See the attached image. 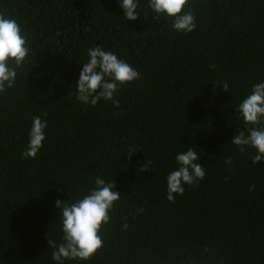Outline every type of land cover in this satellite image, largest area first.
I'll return each instance as SVG.
<instances>
[{
  "label": "trees",
  "instance_id": "16d2710c",
  "mask_svg": "<svg viewBox=\"0 0 264 264\" xmlns=\"http://www.w3.org/2000/svg\"><path fill=\"white\" fill-rule=\"evenodd\" d=\"M120 2L0 0L29 48L14 87L0 93V264H58L48 243L62 242L55 202L83 198L97 177L121 194L104 245L63 264H264V161L231 144L246 131L238 105L264 83V0H188L191 33L155 20L148 0L126 20ZM96 46L141 75L114 95L119 108L77 100ZM35 116L47 121L46 138L24 158ZM190 146L205 178L170 202L166 178ZM148 160L152 170L140 172Z\"/></svg>",
  "mask_w": 264,
  "mask_h": 264
},
{
  "label": "clouds",
  "instance_id": "9594fccd",
  "mask_svg": "<svg viewBox=\"0 0 264 264\" xmlns=\"http://www.w3.org/2000/svg\"><path fill=\"white\" fill-rule=\"evenodd\" d=\"M187 4L188 0H148V6L157 14L153 17L155 20L159 21L161 16H167L173 20L174 30L191 33L196 28V22L193 11H184ZM119 6L124 10L126 20L135 21L140 17L138 0H121ZM26 44L27 38L22 34L17 21L0 13V93L14 87L16 69L22 65L29 53ZM87 55L89 60L82 65L79 80L76 82L77 100L92 106H96L102 99L111 100L113 107L119 108V100L114 99V95L122 86L139 80L140 73L129 63L119 59L116 54L100 46L88 49ZM13 64L14 66H11ZM209 67L215 66L209 65ZM221 86L224 91H229L227 82H223ZM236 111L243 118L246 131L240 130L231 144L237 146L241 154L246 151V146L255 148L257 154L252 157L253 164L264 161V83L255 84ZM44 115L46 116L47 113ZM46 127V120L40 116L33 117L28 147L22 153L24 158L36 157L43 147ZM136 152V149L130 148L127 154L129 159ZM199 159L197 152L191 146L176 155L178 168L170 172L166 178L168 201L175 202L176 195H183L185 184L192 186L203 181L205 169L197 162ZM232 163L231 157L225 159L226 165L230 166ZM151 165V160L145 161L139 171L152 170ZM94 183L95 187L83 198L72 203L62 204L59 200L55 202L56 207L60 209L62 242L57 245L55 241L48 240V243L55 249L51 258L58 264H63L65 259L89 260L104 245L100 233L102 228L110 223V213L114 211V204L119 201L121 194L115 190L114 181L106 182L103 178L97 177ZM254 188V185H250L249 191ZM143 211V207L138 208L136 214ZM124 219L127 220V217ZM123 227L126 229L127 223H124Z\"/></svg>",
  "mask_w": 264,
  "mask_h": 264
}]
</instances>
